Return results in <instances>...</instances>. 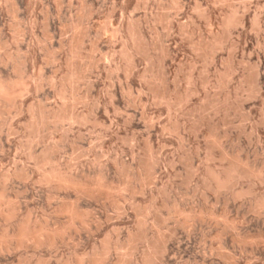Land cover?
<instances>
[{"label":"rangeland","instance_id":"1","mask_svg":"<svg viewBox=\"0 0 264 264\" xmlns=\"http://www.w3.org/2000/svg\"><path fill=\"white\" fill-rule=\"evenodd\" d=\"M0 78V264H264V0H0Z\"/></svg>","mask_w":264,"mask_h":264},{"label":"bare ground","instance_id":"2","mask_svg":"<svg viewBox=\"0 0 264 264\" xmlns=\"http://www.w3.org/2000/svg\"><path fill=\"white\" fill-rule=\"evenodd\" d=\"M6 81H3L1 78H0V97H4V96H8L12 94V91H13V86L12 84H10L9 82L5 83ZM25 86V85H24ZM27 87V86H25ZM24 88V87H22ZM25 89V88H24ZM62 112V111H61ZM55 114V113H54ZM36 115V114H35ZM60 118V117H59ZM36 119V118H35ZM64 120V119H63ZM53 148V147H52ZM54 151V150H53ZM55 152V151H54ZM46 153V152H45ZM51 153V152H50ZM46 156V155H44ZM44 158V157H43ZM37 159V158H36ZM44 160V159H43ZM46 161V160H45ZM53 162V161H52ZM50 162V163H52ZM53 166V165H52ZM54 167V166H53ZM58 167V166H57ZM54 169V168H53ZM57 169V168H56ZM52 170V169H51ZM46 171V170H45ZM48 171V170H47ZM46 171V172H47ZM48 173V172H47ZM46 173V174H47ZM63 173V172H62ZM63 175H66L67 174H63ZM61 174V172H59L58 170H53V172L51 174H49L50 177L54 178V179H58L59 178V181L61 180L62 182H64L66 184L67 180L69 179H64V176ZM47 176V175H46ZM216 177V176H215ZM73 178V177H72ZM219 178V177H218ZM74 179V178H73ZM222 179V178H221ZM51 180V179H50ZM217 180V179H216ZM225 180V179H224ZM58 182V180H56ZM55 181V182H56ZM71 181V180H70ZM218 182H222V181H218ZM69 184V182H68ZM71 184V183H70ZM73 184V183H72ZM221 183H219L220 185ZM223 184V183H222ZM62 185V183H61ZM64 186V185H63ZM83 186H85L83 184ZM78 187V186H77ZM219 188V187H218ZM5 196V195H4ZM1 198V197H0ZM4 199V197H3ZM11 201V200H10ZM14 201V200H13ZM8 203V202H7ZM5 204V203H4ZM15 205V204H13ZM1 206V205H0ZM3 206V205H2ZM8 206H12V205H8ZM5 207V206H4ZM15 207V206H13ZM17 207V206H16ZM70 208V207H69ZM5 209V208H4ZM9 209V208H7ZM12 209V208H11ZM12 211V210H11ZM7 213V212H6ZM9 213V212H8ZM14 214V213H12ZM10 216V215H9ZM13 216V215H12ZM8 218V217H7ZM11 218V217H10ZM22 222V221H21ZM22 223H25V222H22ZM32 225V224H31ZM33 226V225H32ZM64 228V227H63ZM18 231H16L15 233L13 232L12 235L9 234V233H1L0 234V241H2L1 243H3V241H7L9 238H12V237H17L19 238L21 241H25V240H28V239H32L33 237H37V236H40L41 234H48V231H49V228L47 229L46 227L42 226V224H40V226H36V227H29V226H26L25 224L20 226L19 229H17ZM4 231V230H3ZM62 231V230H61ZM7 232V230H6ZM51 232V230H50ZM48 236V235H47ZM48 238V237H47ZM55 238V237H54ZM10 241V239H9ZM11 250V249H10ZM96 257V256H95ZM99 258V257H98ZM97 262V261H96ZM148 264H151V262H149ZM153 264V263H152Z\"/></svg>","mask_w":264,"mask_h":264}]
</instances>
